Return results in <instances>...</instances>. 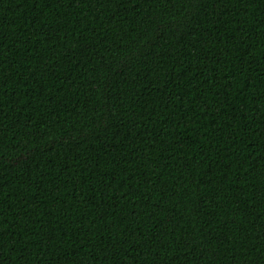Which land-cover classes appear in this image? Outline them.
Listing matches in <instances>:
<instances>
[{"label": "trees", "instance_id": "obj_1", "mask_svg": "<svg viewBox=\"0 0 264 264\" xmlns=\"http://www.w3.org/2000/svg\"><path fill=\"white\" fill-rule=\"evenodd\" d=\"M0 264H264V0H0Z\"/></svg>", "mask_w": 264, "mask_h": 264}]
</instances>
